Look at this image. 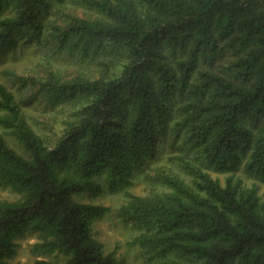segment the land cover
I'll return each instance as SVG.
<instances>
[{
    "label": "trees",
    "instance_id": "obj_1",
    "mask_svg": "<svg viewBox=\"0 0 264 264\" xmlns=\"http://www.w3.org/2000/svg\"><path fill=\"white\" fill-rule=\"evenodd\" d=\"M91 2L103 18L71 17L54 37L72 40L83 56L102 47L122 56L120 73L18 77L48 100L78 102L55 142L32 128L0 82V185L20 196L0 200V264H16L29 235L37 237L32 252L62 258L31 264H126L93 233L110 207L76 196L104 194L102 176L111 192L132 186L170 130L175 140L187 135L200 162L178 156L188 177L160 173L166 192L133 195L121 207L146 227L134 242L159 264H264V198L238 174L264 177V0ZM49 6L0 0V61L28 32L42 37ZM11 74L0 65V76ZM207 160L228 173L224 180L204 168Z\"/></svg>",
    "mask_w": 264,
    "mask_h": 264
},
{
    "label": "rangeland",
    "instance_id": "obj_2",
    "mask_svg": "<svg viewBox=\"0 0 264 264\" xmlns=\"http://www.w3.org/2000/svg\"><path fill=\"white\" fill-rule=\"evenodd\" d=\"M101 1V0H96ZM105 14L101 8L94 5L91 0H50V6L44 14L45 25L41 38L32 36L28 32L21 38L16 47L10 48L0 61L2 69L11 71L12 76H0V82L6 84L16 95L21 103L25 115L34 128L48 142H55L65 131L66 121L76 119L75 113L79 110L78 102L62 101L54 102L46 99V96L38 94L39 85H23L19 76L34 77L46 80L50 77L60 78L62 81H70L76 77L97 78L108 71V75L120 73L122 56H114L102 47L100 50L92 49L89 55L83 56L79 49L73 50L74 42L67 40L62 42L54 37V27L65 26L71 17L103 18ZM96 48V47H95ZM167 44H165V49ZM102 62H104L102 64ZM178 102V98L175 99ZM2 130V129H1ZM174 130L160 133L157 141L159 149L155 156L148 158L137 171L132 186L126 190L111 192L107 188L104 176L100 178L106 186L104 194L92 197L88 193L77 195L81 202L103 204L110 210L93 223L94 235L102 241L107 252L116 250L117 255L126 264H159L156 256L152 255L134 239L146 230L143 225L137 224L132 219L124 218L121 207L131 201L132 196H154L168 190L160 181V173H176L188 177L187 170L177 158L180 155L191 156L199 163L198 149L188 141L187 135L182 133L177 140L174 138ZM11 145L19 148L15 140L7 136ZM199 161V162H198ZM208 171L214 176L224 180L228 174L225 170L215 167L207 160L205 164ZM248 183H256L259 193L264 198V177H253L245 170H239ZM20 196L10 188L0 185V200H15ZM37 240L35 235H29L20 240L18 255L13 260L16 264H31L36 258L56 259V256L36 254L31 251L32 243Z\"/></svg>",
    "mask_w": 264,
    "mask_h": 264
}]
</instances>
